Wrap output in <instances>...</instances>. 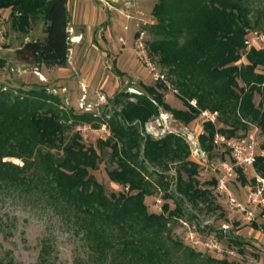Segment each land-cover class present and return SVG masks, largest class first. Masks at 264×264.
Segmentation results:
<instances>
[{
  "label": "trees",
  "instance_id": "trees-1",
  "mask_svg": "<svg viewBox=\"0 0 264 264\" xmlns=\"http://www.w3.org/2000/svg\"><path fill=\"white\" fill-rule=\"evenodd\" d=\"M67 1L0 0V11H10L15 31L26 34L33 23L43 24L45 37L17 50L21 62L46 68L67 66ZM151 15L149 54L178 89L185 109L165 101L161 83L142 85L141 94L126 92L119 94L124 100L115 99L121 108L103 120L110 136L98 140L97 147L110 149L115 166L106 174L124 192L106 194L89 173L98 169L99 153L86 146L78 132L68 136L73 125L98 117L62 111L59 98L44 87L12 90L0 85V190L45 198L65 218L74 220L76 229L87 233L100 261L108 259L109 264H175L167 243L181 244L172 238L169 226L183 216L181 202L212 204L216 182H207L211 188L199 186L198 166L188 160L184 139L176 134L159 140L144 138L138 125L158 117L160 110L185 125L202 111L217 112L220 126L205 122L198 135L208 152L214 149L216 133L231 138L244 128L241 119L254 122L264 133V71H257L264 68V49L251 48L247 64L235 65L244 47L245 30L254 27L243 0H157ZM192 100L195 107L189 103ZM6 158L21 160L22 165ZM146 164L159 171L154 174L165 200L160 213L149 212L145 204L153 185ZM171 166H176V196L169 192L172 180L166 175ZM254 169L264 178V156H257ZM239 179L246 183L242 174ZM168 200H173V209ZM188 249L193 257L201 255ZM206 261L233 264L209 257Z\"/></svg>",
  "mask_w": 264,
  "mask_h": 264
},
{
  "label": "rangeland",
  "instance_id": "rangeland-1",
  "mask_svg": "<svg viewBox=\"0 0 264 264\" xmlns=\"http://www.w3.org/2000/svg\"><path fill=\"white\" fill-rule=\"evenodd\" d=\"M70 1L67 2V9L73 13L76 2ZM156 2L157 0H101L97 8L102 18L96 17L94 23H89L91 24L89 36L84 34L87 23L71 20L68 27L70 50L65 68L35 67L21 62L17 50L26 42L42 40L45 37L43 24L37 21L31 25L28 33H20L11 27L10 11H0V61L4 63L3 67H0V85L12 90L44 87L48 93L59 98L62 111L71 109L74 114L85 113L79 109L80 100L85 96V104L88 107L86 113L94 114L99 120H92L86 124L77 123L67 133L71 136L78 132L82 142L86 146H93L99 153L98 169L90 170L89 173L104 187L106 194H118L126 189L111 182L107 177L106 171L112 169L115 164L110 159L109 148L99 150L97 147L98 140H106L110 136V131L103 120H109L114 111L120 110L121 106L115 99H124L119 97V94L126 92L141 94L142 85L153 86L158 83L152 79L139 60L134 46V35L138 26L145 30L146 39L151 40L148 30L154 23L151 11ZM243 3L247 8V19L251 26H254L247 28L246 34L249 30L264 31V0H243ZM87 5L88 3L84 8ZM78 34L81 36L75 43L74 36ZM243 48L239 51V59L235 63L239 67L247 64L246 57L241 59L240 56ZM159 68L172 88L178 91L165 70L160 66ZM257 71H264V68H258ZM161 92L171 107L185 109L179 91L175 94L164 88ZM99 96H103L104 100L100 101ZM253 101L255 105L258 104L257 94ZM160 113H166L169 120L167 122L162 120L160 124L156 121L160 118L158 115L142 126L138 125L141 136L152 140H159L167 134L181 136L189 149L188 160L198 166L196 180L199 186L211 188L207 182L212 179L216 182L219 172L215 168L222 161L230 160L229 153L224 147L214 148L210 152L201 147L198 135L203 131V123L200 117L185 125L174 119L167 111L160 110ZM241 121L245 127L238 129L236 135L231 138L243 137L250 128L248 124H253L258 128L256 150L264 154V133L254 122L245 119ZM215 126H220L218 120ZM196 141L197 148L208 154V167L192 161L193 143ZM4 160L22 165L18 159ZM146 165L153 185L152 194L145 198V204L149 212L160 213L165 200L164 191L158 186L156 182L158 179L154 174L159 171L151 165ZM240 174L245 177V184L240 181ZM255 174L261 177L254 166L248 170L236 167L230 188L240 202H246L251 194L261 188L262 184L256 181ZM166 175L172 180L169 192L176 196V166H171ZM211 194L210 205L204 201L193 205L183 200L181 202L183 216L177 221L170 222L172 238L181 243L179 246L167 243L174 263L209 264L206 261L209 257L233 264H264L262 204L254 208V218L248 221L236 210H231L225 199L217 195L215 188L211 189ZM157 200H160L161 204H158ZM167 202L173 209V200ZM188 227L201 237L208 236L216 240L220 245V251L210 252L197 248L194 250L201 255L199 257L190 255L188 248L191 247L185 240V231ZM99 258L87 233L76 229L74 220L65 218L60 209L52 206L45 198L36 194L23 195L16 191L0 190V264H109L108 259L100 261Z\"/></svg>",
  "mask_w": 264,
  "mask_h": 264
},
{
  "label": "built area",
  "instance_id": "built-area-1",
  "mask_svg": "<svg viewBox=\"0 0 264 264\" xmlns=\"http://www.w3.org/2000/svg\"><path fill=\"white\" fill-rule=\"evenodd\" d=\"M244 48L240 52L241 59L246 57L247 52L251 49H264V31L249 30L244 37ZM134 46L139 60L143 63L145 68L148 70L152 79L155 82L161 83L165 89L172 93L178 94V91L169 84L165 75L160 72L159 66L151 58L147 46V39L145 35V30L138 26L134 35ZM40 78L42 76L38 73ZM99 100L103 101L104 97L99 96ZM192 106H196L194 100L189 102ZM79 109L84 112L88 111V107L85 104V96H83L79 103ZM160 118L156 121L161 124L160 121H168L169 118L166 113H160ZM200 121L202 123L210 122L216 124L218 120L217 112L202 111L199 115ZM159 124V125H160ZM250 125L249 130L241 138H226L218 133L213 137V146L224 147L229 153L230 160L222 161L218 167L219 175L216 176V185L214 186L215 191L219 197L225 199L226 203L229 205L231 210H236L239 214H242L244 218L251 221L254 218V208L258 204H262L264 208V179L259 177L257 174L254 175L256 181L262 184L261 188L251 194L246 202H240L236 194L230 188V181L234 178L236 167L242 170L252 169L257 156H264V154L257 152L256 150V135L258 133V128L253 124ZM197 143V144H196ZM198 142H194V149L192 151L193 162H196L200 166L208 167L207 158L208 154L205 151L199 150L197 148ZM213 168V167H212ZM158 204H161L160 200H157ZM185 240L188 245L193 248H201L204 251L218 252L220 251V245L216 240L208 236H199L195 230L189 227L185 231Z\"/></svg>",
  "mask_w": 264,
  "mask_h": 264
},
{
  "label": "crops",
  "instance_id": "crops-1",
  "mask_svg": "<svg viewBox=\"0 0 264 264\" xmlns=\"http://www.w3.org/2000/svg\"><path fill=\"white\" fill-rule=\"evenodd\" d=\"M100 1L101 0H73L72 1V2H76V5H75L76 7H75L73 13H70L68 11L69 16H70V23H71V20L74 22L75 21H79V22L81 21L83 23H87V26H86L85 31H84L85 36H89L91 34V28L89 27V25H91V24H89V23H94L96 17H99V19L102 18L100 10L97 8V7H99L98 3ZM67 2H71V1L68 0ZM86 3H88V5H87V7L84 8V5ZM70 23H69V26H70ZM80 36L81 35L78 34V35L74 36V38H79ZM75 43H77V41H75ZM72 65H73V63H72ZM52 68H54V67H52ZM177 109H180V108H177Z\"/></svg>",
  "mask_w": 264,
  "mask_h": 264
},
{
  "label": "bare ground",
  "instance_id": "bare-ground-1",
  "mask_svg": "<svg viewBox=\"0 0 264 264\" xmlns=\"http://www.w3.org/2000/svg\"><path fill=\"white\" fill-rule=\"evenodd\" d=\"M78 40H79L78 38L75 39V41H78Z\"/></svg>",
  "mask_w": 264,
  "mask_h": 264
}]
</instances>
